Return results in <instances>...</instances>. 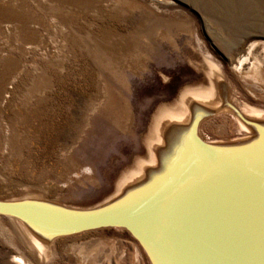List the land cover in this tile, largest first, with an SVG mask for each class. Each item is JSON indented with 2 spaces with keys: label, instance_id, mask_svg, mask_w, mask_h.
Listing matches in <instances>:
<instances>
[{
  "label": "rangeland",
  "instance_id": "374dc122",
  "mask_svg": "<svg viewBox=\"0 0 264 264\" xmlns=\"http://www.w3.org/2000/svg\"><path fill=\"white\" fill-rule=\"evenodd\" d=\"M110 1L117 15L100 20L118 42L87 32L98 23L92 13L79 18L82 26L68 37V77L48 90V115L33 121L34 144L15 156V167L0 163V200L36 198L77 209L110 201L119 179L148 162L158 113L177 106L186 89L209 87L213 72L224 100L219 111L200 112L203 140L248 137L237 121L247 126L236 113L241 107L264 115V0ZM50 31L40 36V60L63 43ZM1 136L0 156H7ZM0 218V264H23L19 257L26 264H151L127 231L113 228L57 238L38 258L26 234Z\"/></svg>",
  "mask_w": 264,
  "mask_h": 264
},
{
  "label": "water",
  "instance_id": "95a60500",
  "mask_svg": "<svg viewBox=\"0 0 264 264\" xmlns=\"http://www.w3.org/2000/svg\"><path fill=\"white\" fill-rule=\"evenodd\" d=\"M236 113L252 129L253 139L216 146L199 136L197 122L185 130L173 128L189 139L178 144L185 153L174 166L165 164L173 155L163 151V170L171 178L163 179L169 187L162 193L153 184L148 198L115 199L87 209L36 198L0 200V215L36 226L53 240L103 228L122 229L136 241L144 238L163 251L167 261L163 264H264V121ZM189 160L205 168L209 164L206 174L192 180ZM194 170L199 174L201 168ZM154 237L169 246L162 248Z\"/></svg>",
  "mask_w": 264,
  "mask_h": 264
},
{
  "label": "bare ground",
  "instance_id": "6f19581e",
  "mask_svg": "<svg viewBox=\"0 0 264 264\" xmlns=\"http://www.w3.org/2000/svg\"><path fill=\"white\" fill-rule=\"evenodd\" d=\"M88 13H92L91 15L98 21L95 23L96 26L87 31L90 35H94L101 41L106 42L109 39L112 43L118 42L115 39L116 33L112 26L105 25V20H100L106 18V15L112 19L117 15V7L110 0H0V131L1 128L5 131L3 136H0L8 149L7 156H0V163L6 169L15 167L12 163L15 156L21 157L23 151L34 144L37 134L33 132V121L36 118L41 121L45 115H48L45 107L48 90L56 86L58 78L63 82L68 77L66 63L70 61L68 54L71 53L68 37L75 28L82 26L79 24V18ZM94 27L98 32H95ZM86 28L87 26L82 27V29ZM53 29L55 34L62 35L63 43L57 54L48 55L46 53H50V49L47 51L45 49L44 60H40L38 59V50H43L42 43L44 42L40 36L44 37L45 31L49 32ZM50 33L52 32L50 31ZM242 62L243 60L240 61V64ZM29 63L30 65H28ZM211 75L213 78L211 77L209 87L186 89L179 95L177 106L165 108L158 113L152 126L153 136L147 141L149 160L146 164L150 169L148 170L145 163H138L134 170L119 179L117 195L111 200L126 201L138 195L148 198L149 194L154 192L151 191L154 187L162 188L159 192L157 191L158 193H162L169 187L165 186L164 184L167 182L163 181V179L171 178L167 177L168 175L165 176L163 170V149L167 150L165 153L173 155L165 164L174 163V166L185 153L184 149H177L178 144L183 145L189 139L188 137L185 141L183 135H179V132L182 131L176 130V132L173 128L178 127L185 130L199 121L201 111L211 113L221 109L220 104L224 98L218 86L220 78L214 72ZM248 77L252 76L248 75ZM239 113L247 114L246 116L251 120L264 121L263 113H258L247 106L241 107ZM31 120L32 124L26 123ZM237 121L242 130L249 133L248 137L234 141H204L211 145L227 146L253 139L252 129L245 126L241 120ZM184 147H188L187 143L184 144ZM186 158L190 157L187 155ZM193 158H198V156ZM188 165L190 166L188 169L193 172V175L190 176L192 180L201 178L209 169V164L205 168V165L199 162L194 165L193 160L192 162L189 160ZM194 168H201L200 173L194 174ZM175 170H178L177 167ZM153 184L154 187L150 188V185ZM23 200L28 199L23 198ZM43 219L42 216L38 217L40 221ZM8 220L26 234L29 245L35 248L38 258L49 254L53 239L48 234L40 231L36 226L31 228L25 222L15 218L9 217ZM154 238L162 248L169 246L167 243L163 245V239ZM137 239L139 240L138 244L146 251L151 264L167 262L163 259V251L152 248L144 238ZM17 259L26 264L20 257Z\"/></svg>",
  "mask_w": 264,
  "mask_h": 264
}]
</instances>
